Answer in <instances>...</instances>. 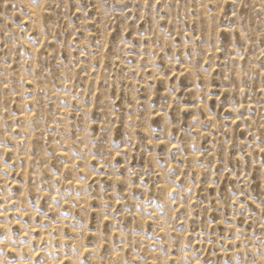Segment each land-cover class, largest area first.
Returning <instances> with one entry per match:
<instances>
[{
	"label": "rangeland",
	"instance_id": "374dc122",
	"mask_svg": "<svg viewBox=\"0 0 264 264\" xmlns=\"http://www.w3.org/2000/svg\"><path fill=\"white\" fill-rule=\"evenodd\" d=\"M0 246L264 264V0H0Z\"/></svg>",
	"mask_w": 264,
	"mask_h": 264
},
{
	"label": "bare ground",
	"instance_id": "6f19581e",
	"mask_svg": "<svg viewBox=\"0 0 264 264\" xmlns=\"http://www.w3.org/2000/svg\"><path fill=\"white\" fill-rule=\"evenodd\" d=\"M207 120H208V119H207ZM60 151H61V150H60ZM229 228H230V227H229ZM8 240H9V239H8ZM7 242H8V241H7ZM1 244H2V243H1ZM1 246H2V245H1ZM1 246H0V247H1ZM6 246H7V245H6ZM183 252H184V251H183ZM231 257H232V256H231ZM177 260H178V259H177ZM178 261H179V260H178Z\"/></svg>",
	"mask_w": 264,
	"mask_h": 264
},
{
	"label": "snow or ice",
	"instance_id": "6c2138e0",
	"mask_svg": "<svg viewBox=\"0 0 264 264\" xmlns=\"http://www.w3.org/2000/svg\"><path fill=\"white\" fill-rule=\"evenodd\" d=\"M39 2V0H37V3ZM173 147H176L175 145ZM117 155H119V153H117Z\"/></svg>",
	"mask_w": 264,
	"mask_h": 264
}]
</instances>
